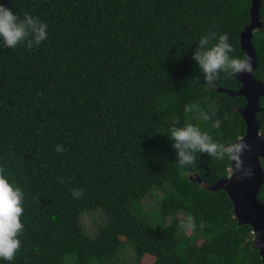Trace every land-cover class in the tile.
<instances>
[{
	"label": "trees",
	"instance_id": "16d2710c",
	"mask_svg": "<svg viewBox=\"0 0 264 264\" xmlns=\"http://www.w3.org/2000/svg\"><path fill=\"white\" fill-rule=\"evenodd\" d=\"M251 1L0 0L48 24L39 46H0V165L25 193L21 248L3 264H121L129 242L133 264H263L252 227L238 223L223 189L208 188L230 175L231 160L197 154L181 170L168 138L173 121L225 145L244 134L245 97L220 90L239 89L236 76L209 87L192 53L213 30L242 56ZM259 14L253 74L264 84V0ZM257 118L264 130V110ZM155 189L169 224L140 211ZM101 209L107 221L93 238L81 216Z\"/></svg>",
	"mask_w": 264,
	"mask_h": 264
},
{
	"label": "clouds",
	"instance_id": "9594fccd",
	"mask_svg": "<svg viewBox=\"0 0 264 264\" xmlns=\"http://www.w3.org/2000/svg\"><path fill=\"white\" fill-rule=\"evenodd\" d=\"M47 38L48 24L40 17L25 13L21 18L11 7L0 4V46L14 49L18 44L26 43L31 49L39 46ZM234 52L235 49L227 33L218 34L209 30L200 37L192 53V59L209 87L216 83L221 74L234 76L252 72L251 57L247 54L232 55ZM194 110L199 111L203 120L210 119V116L202 109H197L196 105L186 107V111ZM168 138L176 150V163L181 170H189L196 163L197 154H207L218 161H224L227 157L232 162L235 161L236 171L247 177L253 175L252 169L245 168L241 159L242 153L250 147L243 138L225 145L215 141L197 124L187 123L184 126H177L175 121L170 124ZM63 150V146H56L57 152ZM82 194V189L72 191L73 197L78 198ZM24 198L25 193L22 188L9 179L6 168L0 165V264L5 261L12 262L21 248L19 237L24 230L22 222ZM181 227H192L191 221L182 223Z\"/></svg>",
	"mask_w": 264,
	"mask_h": 264
},
{
	"label": "water",
	"instance_id": "95a60500",
	"mask_svg": "<svg viewBox=\"0 0 264 264\" xmlns=\"http://www.w3.org/2000/svg\"><path fill=\"white\" fill-rule=\"evenodd\" d=\"M262 0H252L249 10L250 21L240 33V46L243 55L252 59V72L237 74L240 83L237 90L220 89L230 96L241 95L245 97V105L237 110L245 122V132L235 141L243 138L250 147L246 149L241 159L245 168L250 167L253 175L247 177L234 169L235 161H231V173L221 177L217 182L208 186L211 190L223 189L233 203V211L239 224H249L253 229V247L258 250L264 264V202L258 199V192L264 181V169L261 158L264 159V130L260 129L257 113L264 110L259 105V99L264 98V84L255 77L253 71L257 68V55L252 43V34L255 29L263 26L260 19V6ZM261 132V133H260ZM234 141V142H235ZM197 180L201 182L200 177Z\"/></svg>",
	"mask_w": 264,
	"mask_h": 264
},
{
	"label": "rangeland",
	"instance_id": "374dc122",
	"mask_svg": "<svg viewBox=\"0 0 264 264\" xmlns=\"http://www.w3.org/2000/svg\"><path fill=\"white\" fill-rule=\"evenodd\" d=\"M161 201H162V193L159 192L157 189L151 191L149 195H147L143 200H141L139 207L140 211L144 214H148L151 219L155 223H159L162 225L169 224L174 216L169 215L166 217H162L159 213V209L161 208ZM178 215L181 218H186L187 214L184 212H179ZM177 215V217H178ZM179 218V217H178ZM107 221V214L104 210H96L95 212H85L81 216L82 226L84 227L85 231L91 237H96L98 235V230L100 227ZM121 260L123 263L121 264H133L136 261L134 246L132 242L125 244L121 249ZM120 255V254H119ZM125 262V263H124ZM115 262H111L114 264Z\"/></svg>",
	"mask_w": 264,
	"mask_h": 264
}]
</instances>
